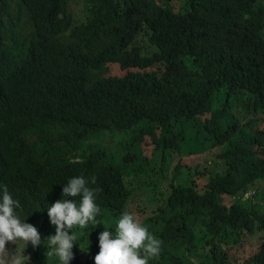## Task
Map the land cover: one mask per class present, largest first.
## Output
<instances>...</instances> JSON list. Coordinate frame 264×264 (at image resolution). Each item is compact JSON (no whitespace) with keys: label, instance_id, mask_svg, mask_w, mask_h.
<instances>
[{"label":"trees","instance_id":"trees-1","mask_svg":"<svg viewBox=\"0 0 264 264\" xmlns=\"http://www.w3.org/2000/svg\"><path fill=\"white\" fill-rule=\"evenodd\" d=\"M7 1L0 183L42 239L15 253L59 264L46 207L84 175L101 224L73 227L69 264L124 211L161 241L148 264H264V0Z\"/></svg>","mask_w":264,"mask_h":264},{"label":"clouds","instance_id":"clouds-1","mask_svg":"<svg viewBox=\"0 0 264 264\" xmlns=\"http://www.w3.org/2000/svg\"><path fill=\"white\" fill-rule=\"evenodd\" d=\"M90 183H95L94 176L69 177L62 183L61 198L46 207L49 223L54 226V234L47 236L46 245L59 264H69L73 258L74 226L86 228L89 224H101L96 219L98 189L89 187ZM76 197H79L78 202ZM19 207V200L13 197L8 186L0 183V251L5 249L8 241L20 240L25 246L30 242L33 247L42 242L37 228L17 214ZM97 237L99 251L93 257L94 264H148L149 259L161 251L159 238L127 211L120 214L114 230L104 226ZM25 257L22 250L11 256L9 264H27ZM0 264L4 261L0 260Z\"/></svg>","mask_w":264,"mask_h":264},{"label":"rangeland","instance_id":"rangeland-1","mask_svg":"<svg viewBox=\"0 0 264 264\" xmlns=\"http://www.w3.org/2000/svg\"><path fill=\"white\" fill-rule=\"evenodd\" d=\"M8 4H10V6H13L15 7L16 5V0H8L7 1ZM73 3V2H72ZM189 137H190V145L192 147H194L197 151H199V147H198V144L196 143L195 141V137L191 134H189ZM118 141V140H116ZM102 143L106 146H109L113 149H115V151H118L122 148V145H120V142H115L114 139H111L110 137H106L105 139L102 140ZM189 147V146H188ZM202 148H205V147H202L201 146V149ZM203 152V150H201ZM180 158L182 159V156L181 154L176 151V150H171V151H167L166 153V157L164 159V162L161 160V165L163 166H166V168H174L177 163L179 162ZM185 158V157H184ZM186 163H189V164H192L193 162H195V159L193 161H190V160H185ZM252 197V195L249 196V198ZM246 198V197H245ZM247 199V198H246ZM24 242L22 241H18L16 245H18L19 247L22 246ZM14 244H10L9 245V241L6 242L5 244V249L3 251H0V255H2V259L0 260H3L4 261V264H9V260L11 258L12 255H16V254H19V253H15V249L13 247ZM24 254V253H23ZM27 257H25L26 259ZM57 257H53L51 262H53V260H55Z\"/></svg>","mask_w":264,"mask_h":264},{"label":"bare ground","instance_id":"bare-ground-1","mask_svg":"<svg viewBox=\"0 0 264 264\" xmlns=\"http://www.w3.org/2000/svg\"><path fill=\"white\" fill-rule=\"evenodd\" d=\"M6 78V77H5ZM16 155V154H15ZM20 155V154H19ZM21 155H22V153H21ZM24 159V158H23ZM156 160V159H155ZM15 168V167H14ZM18 172H19V170H18ZM28 180V179H27ZM35 181V180H34ZM20 182V181H19ZM31 186V185H30ZM154 259V258H153Z\"/></svg>","mask_w":264,"mask_h":264},{"label":"built area","instance_id":"built-area-1","mask_svg":"<svg viewBox=\"0 0 264 264\" xmlns=\"http://www.w3.org/2000/svg\"><path fill=\"white\" fill-rule=\"evenodd\" d=\"M250 196V194H247L245 197L248 198Z\"/></svg>","mask_w":264,"mask_h":264}]
</instances>
